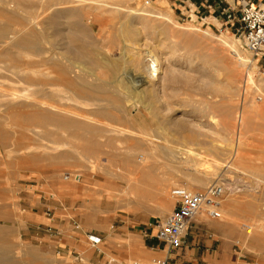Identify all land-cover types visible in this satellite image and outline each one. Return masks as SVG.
Returning <instances> with one entry per match:
<instances>
[{
	"label": "rangeland",
	"instance_id": "374dc122",
	"mask_svg": "<svg viewBox=\"0 0 264 264\" xmlns=\"http://www.w3.org/2000/svg\"><path fill=\"white\" fill-rule=\"evenodd\" d=\"M238 1L219 0L198 13L187 0H0V24L17 4L28 7L45 52L7 46L4 56L0 49L2 67L24 72L19 80L0 70V252L4 240L17 264L150 263L164 257L153 224L172 211L171 190L223 183L230 191L221 217L204 212L203 221L233 223L242 234L237 257L264 263V58L245 67L252 55L239 41ZM90 5L101 8L83 9ZM58 11L74 12L75 24L45 30ZM23 16L16 14L17 29L26 25ZM65 28L96 66L61 58L65 41L54 33ZM137 51L158 59L153 87ZM64 63L75 71L66 80ZM76 73L89 82L73 78ZM241 106L259 113L244 119L243 158L233 163L229 146L236 137L221 139L198 125H207L211 113L231 112L234 123ZM162 142L176 156L163 153ZM146 150L148 163L123 170L128 152L139 162ZM188 150L197 156L181 159L178 153ZM201 172L210 177L197 186ZM67 174L80 181L64 180ZM88 234L101 239L98 247Z\"/></svg>",
	"mask_w": 264,
	"mask_h": 264
},
{
	"label": "bare ground",
	"instance_id": "6f19581e",
	"mask_svg": "<svg viewBox=\"0 0 264 264\" xmlns=\"http://www.w3.org/2000/svg\"><path fill=\"white\" fill-rule=\"evenodd\" d=\"M11 7H13V6H11ZM99 8H101V7L98 6V5H94V6L90 5V6L83 7L84 10L91 11V12H97V11H99ZM19 11L23 12V14L26 15V16H23V18H24V20H27V21H26V25H21V28L17 29L16 26H15V25H17V22H15V19H16V14H18ZM28 11H29V9H28L27 6L25 7V6H21V5L17 4V9H16V11H14V13H11L12 15H10L8 17V19H9L8 22L0 24V49H1V55L2 54L4 56H9L10 55L9 52H7L5 50V48L7 46L12 47V48H17V49H20V50H25V51H34V53H37V55H42V54L45 53L43 51V48L40 47V43L38 42V38H37L35 32L33 31L34 24H33V27H31L32 26L31 22H34L33 21L34 18L31 15H29ZM73 13H71V12L69 13L68 12V14H64V12L62 13L61 11L55 12V14H53V16L48 20L47 24L44 26L45 30L53 28L58 23L60 25H62V26L65 25V24H67L69 26H72L73 22L76 20V17L74 16L75 14H73ZM96 16H98V15H96ZM136 23H137V21H136ZM29 24L31 26H29ZM74 24H75V22H74ZM143 27H144V25H143ZM57 36H60L62 38V41H65L63 43L62 47L60 48V50H61L60 55L62 56V57L60 56L61 58H65L66 61H67V59L72 57L73 59H79V60L83 61L84 63H88V64H90L92 66H96L97 63H96L95 59L91 56L90 51H88L86 49L87 46L86 45L79 46V45L76 44L77 43L76 33L71 31V29L65 28L64 30H59L58 32L54 33V37H57ZM28 56H29V54H25V57H28ZM138 57H139V59L141 61L145 62L144 71L147 74V77L150 80V82H153L152 87L155 86V84H156L155 82L158 79V63H159L158 59L151 53V51H146V53H144V55H142V53H139ZM138 57L137 58L135 57V58L138 59ZM61 58H60L61 62L65 61V59L62 60ZM43 59L44 60L41 59L42 63L47 61L45 57H43ZM242 59H240V61H239L240 63L245 62V61H242ZM250 60L251 61L247 62L246 65H248V63H252V58ZM74 61H76V60H74ZM242 64L245 65L244 63H242ZM64 65H65V63L63 64V66ZM72 68L73 67H71L70 64L69 65H65L63 67V69H62L63 78L61 77V79H64V80L68 79L67 77L70 76L71 73L73 74V72H75L73 70L74 68L73 69ZM0 70L5 71V72H10L14 76H16L19 80H21L23 78L22 74L24 72L21 69H17L15 67H12L10 69H5L4 67H2L0 65ZM159 73H160V70H159ZM31 74L32 75H36V72L32 71ZM74 75L75 76L73 78H75V79H80L81 81L86 82V83L89 82L86 78H83L81 74H77L76 73ZM40 76L45 77L43 73L40 74ZM263 79H264V76H263ZM95 88L97 90H99V91L100 90L104 91L102 86L99 87V85H98ZM104 88H106V87H104ZM28 90L31 91V88L29 87ZM107 90H109V89H107ZM27 93H30V92H27ZM28 95L31 96V94H28ZM207 103L211 104V105L213 104L212 102H207ZM258 113H259V111L257 109H248V108H245V107L241 106L237 110V112L235 113L236 115L234 117V121H235L234 123L231 121V115H232L231 112L226 115V118H218L217 116H215L214 113H211L208 116L209 120L207 121V125H201L200 124L198 126H200L201 129L202 128L205 129V131L206 130L211 131L209 133H212L216 137H218V136L220 137L221 136V139H222V135L225 134V133L229 134V135L230 134L234 135L236 137L235 138V143H233L232 145L229 146V148H230L229 150H230V154H231V160L233 159V163L236 160H237V162L239 161V163H240L242 158H243V156H242V150H243L242 129H243V125H244L243 121H244L245 118H247L249 116H253V115L258 114ZM224 117H225V115H224ZM170 124L173 125L171 122H170ZM175 124L177 125V123H175ZM181 125H179V126H181ZM183 126H184V124H183ZM176 128H178V127H176ZM179 130H181V128ZM198 136H200V135H198ZM145 138H147L148 140L150 139L148 136L147 137L145 136ZM218 139H220V138H218ZM165 144H166L165 142H162L161 144H159V146L161 148V151L163 153L169 152L170 154H174L175 155V151H173L172 149L171 150L167 149ZM195 153L196 152H194L193 150H188L186 152H179L178 154L180 155V158L181 159L183 158V160H184L185 158L189 159V158L193 157V155L197 156V153L196 154ZM149 154H151V153H149V151L146 150V152H144V153L139 155V157H141L139 162H134L133 161V155L130 152H128V154L126 155L128 160H127V163H126L125 167H123V170L124 171H128V172H132V171L136 170L137 167H141V165L143 166L145 163H148L147 160L149 159ZM240 165H242V164H240ZM209 177H210L209 173H203V172L198 173V175L196 177H194V179H195L194 183L197 186H203V185H205L207 183ZM224 187H225V191H226V189H228L230 191V188L228 186H224ZM235 200H234V198L233 199H231V198L229 199V201L233 202V203L235 202ZM111 204H113V202H111ZM107 206H110V205H107ZM164 209L165 210H169L170 209V204L167 203L165 205ZM203 213H204L203 210L199 211V213L196 215V217L194 218L193 221L202 222L203 221V215H204ZM261 230L259 229L258 231H261ZM246 233L249 234L250 232L246 231ZM2 244H3L2 245V250L0 252L2 254L0 256H2V257L0 259V264H17V262L14 261L11 258V255H10L12 253L11 252V246L8 243H6V241H4V240H3Z\"/></svg>",
	"mask_w": 264,
	"mask_h": 264
},
{
	"label": "built area",
	"instance_id": "2783aa9c",
	"mask_svg": "<svg viewBox=\"0 0 264 264\" xmlns=\"http://www.w3.org/2000/svg\"><path fill=\"white\" fill-rule=\"evenodd\" d=\"M238 24L241 47L252 55L253 63L256 59H263L264 8L254 6L248 0L239 1ZM245 67H251V63ZM259 69L264 75V68L260 66ZM63 178L66 181H80L79 174H67ZM224 194L223 183H213L206 189L197 192H192L185 187L173 188L170 192L174 201L172 211L165 217L157 218L153 224L154 239L162 244V250L165 252L164 257L154 259L150 263L133 262L132 264H170L168 256L183 247L186 234L199 211L203 210L211 219L221 217L219 210ZM86 237L88 243L93 247H98L101 243L98 236L88 234Z\"/></svg>",
	"mask_w": 264,
	"mask_h": 264
},
{
	"label": "crops",
	"instance_id": "0c3cea01",
	"mask_svg": "<svg viewBox=\"0 0 264 264\" xmlns=\"http://www.w3.org/2000/svg\"><path fill=\"white\" fill-rule=\"evenodd\" d=\"M168 3L175 4L183 0H165ZM254 6L264 8V0H248ZM239 2V1H238ZM214 3L220 4L219 0H187L186 4L197 8H205V13L212 10ZM177 4V3H176ZM232 6H235L232 3ZM180 7L181 5L178 4ZM208 6V7H206ZM224 6V5H223ZM230 3L223 7L226 12ZM216 7V6H215ZM209 8V9H208ZM221 8V7H220ZM233 8V7H232ZM199 13V10H198ZM233 223H221L193 221L184 239L183 247L168 256L170 264H256L259 262L248 263L241 261L238 255V241L241 238ZM156 241V240H155ZM159 243V242H158ZM162 245V244H161ZM163 254L165 252L161 250ZM261 264V263H260ZM264 264V263H263Z\"/></svg>",
	"mask_w": 264,
	"mask_h": 264
}]
</instances>
